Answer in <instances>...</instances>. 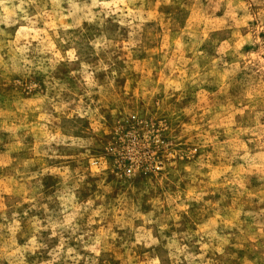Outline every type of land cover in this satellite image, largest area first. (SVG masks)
I'll use <instances>...</instances> for the list:
<instances>
[{
    "label": "rangeland",
    "instance_id": "obj_1",
    "mask_svg": "<svg viewBox=\"0 0 264 264\" xmlns=\"http://www.w3.org/2000/svg\"><path fill=\"white\" fill-rule=\"evenodd\" d=\"M0 264H264V0H0Z\"/></svg>",
    "mask_w": 264,
    "mask_h": 264
}]
</instances>
